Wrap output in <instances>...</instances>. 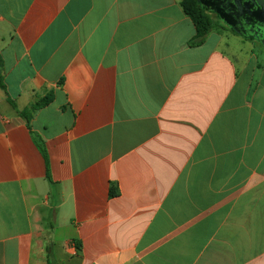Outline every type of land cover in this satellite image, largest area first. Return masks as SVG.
I'll list each match as a JSON object with an SVG mask.
<instances>
[{"label":"crops","instance_id":"crops-1","mask_svg":"<svg viewBox=\"0 0 264 264\" xmlns=\"http://www.w3.org/2000/svg\"><path fill=\"white\" fill-rule=\"evenodd\" d=\"M181 2L0 0V264H264V61Z\"/></svg>","mask_w":264,"mask_h":264},{"label":"flooded vegetation","instance_id":"flooded-vegetation-1","mask_svg":"<svg viewBox=\"0 0 264 264\" xmlns=\"http://www.w3.org/2000/svg\"><path fill=\"white\" fill-rule=\"evenodd\" d=\"M210 5L216 2L214 14L221 21L225 29L235 31L239 36L247 34L251 37H243L261 46L264 50V14L261 10L255 9L248 2L238 7L235 4H225L222 0H206ZM264 57V54H263Z\"/></svg>","mask_w":264,"mask_h":264},{"label":"trees","instance_id":"trees-1","mask_svg":"<svg viewBox=\"0 0 264 264\" xmlns=\"http://www.w3.org/2000/svg\"><path fill=\"white\" fill-rule=\"evenodd\" d=\"M181 5L185 11V13L192 19L194 22L196 28H197V33L194 37V39L191 41V44L194 45H201L204 40L207 38V36L216 28H224L221 21L217 18V16L214 14V11H212V8L207 5V3H202L199 0H182ZM233 33L239 35L237 32L232 31ZM1 66V62H0ZM0 87L2 89H6V85L4 83V80L2 78V75L0 73ZM52 100V96L49 95L42 100L38 101L35 103L28 111H17L19 115L23 116L26 118L28 123L31 120L32 114L36 112L37 110L43 108L44 106L48 105ZM10 104L13 106L14 109L17 110L16 104L14 101L9 100ZM39 148L44 153L46 157V151L43 146V144L39 143ZM112 196L117 195L116 190H112L111 192ZM50 264H52L50 262Z\"/></svg>","mask_w":264,"mask_h":264},{"label":"water","instance_id":"water-1","mask_svg":"<svg viewBox=\"0 0 264 264\" xmlns=\"http://www.w3.org/2000/svg\"><path fill=\"white\" fill-rule=\"evenodd\" d=\"M202 3H207L212 8V11L216 10V2H214V5H210L206 0H199ZM225 4H235L238 7L241 6L242 3L248 2L251 6H253L257 10H261V12L264 14V1L263 0H222ZM220 2V0L218 1ZM243 37H247L248 39H251V37L247 34H243Z\"/></svg>","mask_w":264,"mask_h":264},{"label":"rangeland","instance_id":"rangeland-1","mask_svg":"<svg viewBox=\"0 0 264 264\" xmlns=\"http://www.w3.org/2000/svg\"><path fill=\"white\" fill-rule=\"evenodd\" d=\"M264 1V0H263ZM231 41L234 43L235 47H242V48H245V49H249L250 47L249 46H246L241 40L237 39V38H232ZM256 48H257V52L259 53V56H260V62H263L264 58H263V55L264 54V50L261 46H259L258 44H255Z\"/></svg>","mask_w":264,"mask_h":264}]
</instances>
